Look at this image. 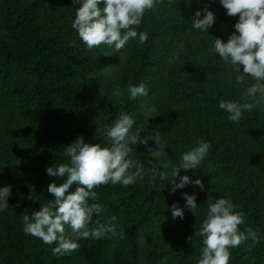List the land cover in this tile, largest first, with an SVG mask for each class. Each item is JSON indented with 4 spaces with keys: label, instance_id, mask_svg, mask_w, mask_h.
Instances as JSON below:
<instances>
[{
    "label": "trees",
    "instance_id": "16d2710c",
    "mask_svg": "<svg viewBox=\"0 0 264 264\" xmlns=\"http://www.w3.org/2000/svg\"><path fill=\"white\" fill-rule=\"evenodd\" d=\"M205 5L214 11L216 20L207 33H201L192 28L194 13L185 16L182 11L192 8L190 11L195 12ZM79 6L73 0H63L58 6L52 0H0V28L7 38L0 40V81L11 88L18 114L40 122V125L25 128L28 141L37 150L39 148L35 165L29 168L36 190L47 192L48 184L53 180L63 182V178L47 175L46 167L69 161L64 151L68 144L81 135L85 142L102 144L103 135L98 132V125L110 126L121 112H128L135 117L134 127L143 129L141 137L147 139L146 144L133 145L134 158L146 170L156 164L163 175L153 178L150 173L146 174L143 179H150L145 180L144 192L142 187L135 189L130 185L116 187L114 192L111 190L107 194L96 191L98 198L94 202L101 201L106 208L102 215H94L91 226H95L97 220L106 223L107 217L117 216L123 233L122 238L117 236L124 257L120 262L161 264L162 259L167 258V264H197L204 245L202 237L195 232L201 226L198 222L204 218L200 220L193 214L191 219L186 215L183 219H173L170 204L164 203L169 194L163 193L161 185H166L170 191L175 180L171 177L172 166L179 163L181 153L200 141H207L212 147L200 168L180 170V175L187 174L192 179L200 177L205 190L188 185L170 192L173 197L195 192L197 202L204 206L202 214L205 217L209 199L230 198L236 209L245 215L240 230L246 233L249 228L253 229L260 241L248 240L230 249L229 264H264V124L257 108L249 111V116L245 112L239 123L228 120V114L218 107L223 100L219 87L206 93L185 61V52L191 48L211 53L216 37L226 40L235 31L238 15L228 16L219 0H162L147 11L138 31L147 32L149 36L143 44V51L138 54L140 58H146L150 57V49L159 46L165 50L153 55L151 61L143 60L139 68L133 67V61H130V68L123 72L127 81L123 80L121 84L125 95L120 106L115 107L112 98L109 99L110 83L106 84L102 74L92 71L89 49L72 28L75 8ZM190 37H193V43H189ZM195 37L198 39L194 40ZM180 44H183L184 51L175 63H170V53ZM16 73L29 74L37 82L29 84L13 79ZM140 83L149 88L148 97L128 100L127 86ZM96 88L101 92L96 99L98 115L90 106L91 92ZM229 99L236 98L232 96L225 100ZM146 113L152 116L148 120ZM201 117L218 121L231 129L249 128L260 148L253 153L240 143L215 138L214 124L212 121L202 123ZM159 132L166 135L158 136ZM156 141L167 144L166 153L156 151L159 150ZM156 154L165 156L163 164L161 155ZM248 159L259 164L257 171L246 167ZM75 186L73 184L70 190ZM47 194L51 199L52 195ZM40 207L27 195L19 203V210L10 214L2 212L0 264L53 263L52 249L57 245L46 244L23 230V216L31 215ZM79 243L78 254L86 264H113L115 240L111 234L99 240H80Z\"/></svg>",
    "mask_w": 264,
    "mask_h": 264
},
{
    "label": "clouds",
    "instance_id": "9594fccd",
    "mask_svg": "<svg viewBox=\"0 0 264 264\" xmlns=\"http://www.w3.org/2000/svg\"><path fill=\"white\" fill-rule=\"evenodd\" d=\"M80 6L75 8L72 28L78 33L80 40L91 50L101 45L114 49L115 53L124 49L131 40L138 39L140 44L148 40L149 34L138 31L147 11L154 9L162 0H73ZM103 4V7L98 5ZM226 9L228 16H237L233 31L226 40L215 38L212 45L213 53H218L219 60L230 65L233 76L230 82L244 85L239 99L221 100L218 107L228 114V120L239 123L245 112L264 106V0H219ZM216 16L209 6L198 8L191 17L192 28L201 33L215 23ZM184 51L183 44L178 45L169 55V62L175 63ZM242 66V70H241ZM246 77L252 78V83L246 84ZM127 99L148 97L149 88L140 83L129 84L126 89ZM125 91L117 86L109 96L119 98ZM152 117L146 113L148 120ZM135 117L128 112H121L113 124L106 127L98 125L105 139L103 146L99 143L85 142L84 137L78 136L64 149L69 157L66 163L53 164L46 167L47 175L63 178V182H50L47 192L52 195L46 204L31 215L22 218L25 234L40 238L46 244L55 243L52 249L54 255H67L78 251L80 240H99L108 234L120 236L119 220L113 215L107 223L95 222L91 226L94 215L103 212L104 206L94 201L98 193L94 190L101 185L121 184L129 186L143 180L150 173L153 178L163 175L156 164L149 169L133 156V145L146 144L147 139L141 137V128H135ZM158 153L164 151L166 143L156 141ZM211 144L200 141L197 145L181 153L178 164L172 166L171 192L183 189L188 185H196L201 191L205 190L200 177L192 179L189 175H180V170L200 168L202 161L210 152ZM151 150V149H150ZM166 167V165H165ZM75 184V188L70 190ZM12 195L11 185L0 186V212L8 206V197ZM183 207L176 203L168 206L173 219L184 218V209L190 210L196 217L198 204L196 193H182ZM245 215L236 209L230 198L219 197L208 200L207 214L195 235L202 237L204 245L197 264H229L230 249L236 248L246 241L259 243L257 232L249 228L247 232L240 230L244 224ZM66 228L71 234H66ZM191 240V237H189ZM161 264H167V258Z\"/></svg>",
    "mask_w": 264,
    "mask_h": 264
},
{
    "label": "rangeland",
    "instance_id": "374dc122",
    "mask_svg": "<svg viewBox=\"0 0 264 264\" xmlns=\"http://www.w3.org/2000/svg\"><path fill=\"white\" fill-rule=\"evenodd\" d=\"M52 1L55 2L56 6L63 4V0ZM103 6L104 5L102 3L98 5V7ZM203 7L204 6H201L200 8ZM190 10H192V8H186V10H183V15L190 16L191 13H194ZM5 39H7L6 33L0 28V40ZM197 39V37L194 38V40ZM130 42L128 43L129 45L124 48V50L122 49L118 53H115L114 49L104 45L89 50L88 58L91 63V69L96 74H102L106 84L110 83V85L108 86L110 93H112V91L117 86L122 89V81L128 78L125 73L123 74V72L124 70L126 71L130 68V61H133V67L136 66V68H139V66L142 65L141 63L143 62V60L151 61L153 55H159L161 54L162 50H165L164 48H160L158 46L153 50L150 49V57L140 58V54L138 53H141L143 51V44H140L138 39L131 40ZM189 43H193V37H190ZM128 51H131L133 54L129 53L128 55ZM185 54V61L188 62L189 68H191L192 70L191 74L198 77V81L201 83L206 93L209 94L212 91V88L215 90L216 86H218L223 100L232 96H234L236 99L240 98L239 93L244 85L238 86L234 83V81L230 82V77L233 76L231 66L223 64L219 60L218 54L210 55V53H208L207 51L198 50L196 48H191L189 51L185 52ZM138 62L139 64L137 65ZM12 77L13 79H19L29 84L37 82L36 78L29 74L16 73ZM39 82L40 79L38 78V84ZM252 82L254 81H252L251 77H246V84H250ZM100 94L101 92L96 88L91 92L90 97V106L96 115H98V105L96 99ZM15 100V97L11 93V88L4 82L0 81V186H3L5 184L11 185L12 195L8 197L9 206L4 211L8 214H10L12 211L19 210V203L22 202V200H24V197H26L27 195L31 196L33 202H35L37 206H41L43 205V202L48 201L47 192L39 188L38 190H36L37 188L34 186V181L30 174L31 170L29 168H32L35 165V157L37 151L39 152V148L37 150L36 146L28 141L29 135L25 133L26 126L40 125V122L37 120H33L32 118L21 117L16 110ZM112 100L113 105L115 107H119L121 104L122 96L119 98L112 97ZM257 112L259 114L261 122H263L264 124V106L257 108ZM245 114L246 116L250 115L249 112H246ZM201 121L204 124L206 122V124H208L209 121H212V123L214 124L213 131L215 134V138L217 139H222L225 141L232 140L234 142L240 143L245 150L253 153H256L260 148L259 143L253 137L252 133L247 127L245 129L236 130L231 129L224 124H219L218 121L206 120L202 117ZM163 135L165 136L166 134H163V132H159L158 136ZM105 142L106 141L104 137H102L101 145L103 146ZM156 155H161L160 158H163V164L164 160H166L165 156L162 154ZM247 162L248 163L246 167L248 169H252L254 171L258 170L259 164H257L254 159H248ZM148 179L150 178L146 177L145 179L139 180L135 184L130 186L135 189H141L142 187L141 190L142 192H144V185ZM102 186L103 185L95 188L94 190L97 191L98 189L104 194H107L110 193L111 190H113L114 192L116 190V187H120L123 185H112L111 183H109L107 186ZM161 190H164L163 193L169 194L165 198V204L168 203L172 205L173 203H176L179 206L183 207L185 201L182 196L177 195V197H173V194L168 190L166 185H161ZM114 195L116 196V194ZM97 202L102 204L101 201ZM197 204L199 205L197 210L199 219H205V216L202 214V212H204V206L200 201H198ZM189 211L190 210L185 208L184 215L191 219L193 217V213L188 214ZM1 218H3L2 212H0V220ZM204 219H202L198 223H202ZM108 220L109 217L106 218V223L108 222ZM68 230L66 231V234L70 235L71 229L68 228ZM114 240L115 243L114 245H112L113 264H122L120 261L124 260V257L121 255L123 251H121L120 244H118L117 236L114 237ZM53 256L54 257L52 264H86L79 256L78 251L67 255L53 254Z\"/></svg>",
    "mask_w": 264,
    "mask_h": 264
}]
</instances>
